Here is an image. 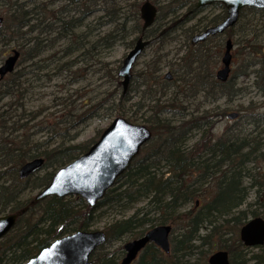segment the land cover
Listing matches in <instances>:
<instances>
[{
    "label": "trees",
    "instance_id": "obj_1",
    "mask_svg": "<svg viewBox=\"0 0 264 264\" xmlns=\"http://www.w3.org/2000/svg\"><path fill=\"white\" fill-rule=\"evenodd\" d=\"M18 1L8 0L7 3L10 6L5 23L8 31L1 39L6 44L16 37L24 38L19 30L29 24L28 15L32 12L23 10ZM123 1L129 0L107 1V21L117 24L114 31L102 37L107 49L117 38H121L120 33L127 30L129 23L135 22L134 30H141V4L133 3L130 5L132 11L128 13L127 10L121 17L118 5ZM158 8L163 14L158 16L155 25L183 10L186 12L180 25L197 20L195 25L184 31L189 40L195 32L205 31L227 16L223 6L222 14L210 19L201 16L205 9L197 7V0H169ZM12 11L14 14H11ZM260 16L264 17V11L246 8L241 12L238 23L225 33L230 39H239L242 46L239 51L241 57L234 59L239 67L237 73L227 82L217 79L215 67L220 63V55L213 54L206 47L207 42L187 44L186 54L179 59L180 68L173 72L174 79L161 88L159 98L155 97L159 90L154 88L163 81L157 75L161 60L158 65H147V69L136 75L137 82L146 88L142 99L149 102L145 107L149 117H145L143 123L151 129L153 139L142 148L139 157L117 185L94 208L78 197H50L35 202L29 193L45 188L53 175L39 176V171L34 176L21 179L19 171L28 162L40 158L45 162L41 171L61 168L86 153L96 140L77 146L61 144L52 149L49 145L43 148L36 141L39 131L34 128L37 125H24L22 114L17 123L9 118V110L14 105L0 112V216L7 210L18 215L16 226L1 242L0 264H25L57 239L79 230L91 231L100 208L109 205L129 209L141 203L146 205L130 218L116 220L104 228L107 242L92 255V264H120L124 256L123 248L111 250V246L126 235L139 232L137 236L140 237L159 225L173 227L170 253L166 254L156 245L149 244L133 264H208L210 255L219 250L228 251L231 264H264V246L257 248L262 253L250 256V248L243 244L239 236L240 229L250 218L264 219V173L255 178L245 168V162L250 158L264 163V152L257 154L259 142L255 145L254 139L240 137L231 130L219 138L213 135V121L218 117H227L228 111H219L218 108L201 111L196 108L195 113H190L185 106L200 96L210 99L212 104L225 97L229 101L235 99L239 93L235 88V79L249 75L250 68L255 76L254 83L264 94V40H261L264 39V27L263 34L254 33L250 37L251 22ZM176 25L165 27L160 23L154 29L157 32L153 37L160 40L170 38L180 28ZM62 31L66 33L58 39H65L68 35L66 28ZM37 40L22 54L26 60L33 61L48 50L42 51ZM24 47L20 50L23 51ZM64 56H71L69 46ZM74 63H67L58 70V74L71 69ZM17 81L0 82V101L11 95L14 87L20 86ZM177 82L179 91L175 90L170 98L165 99L171 86ZM122 97L125 99L126 95L122 93ZM131 100L129 97L127 101ZM20 101L17 104L19 109L24 106ZM135 104L133 107L139 110L145 106L143 103L139 106ZM122 108L119 107L118 111L120 117L126 113ZM177 115H181L182 119L175 121ZM36 118L37 114L27 115L28 122ZM131 119L137 120L135 117ZM194 130L202 131L201 137L187 148L185 143ZM252 155L255 156L249 157ZM164 168L165 172L162 171ZM245 178L250 180L248 186L245 185ZM250 190L255 194L254 202L248 204L249 211H242L240 209L247 204ZM207 194L209 197L205 198ZM191 203L192 208L183 211ZM150 216L157 217L153 219ZM199 249H206V252H201V257L192 262L187 256Z\"/></svg>",
    "mask_w": 264,
    "mask_h": 264
},
{
    "label": "rangeland",
    "instance_id": "obj_2",
    "mask_svg": "<svg viewBox=\"0 0 264 264\" xmlns=\"http://www.w3.org/2000/svg\"><path fill=\"white\" fill-rule=\"evenodd\" d=\"M52 1L53 0L18 1L20 3L19 6H22L23 10L32 13L28 15L29 24L22 30H19L20 33H23L22 36H25L24 38L16 37L15 40L8 44H0V67H2L4 61L12 55L13 50L18 51L21 47L25 46L22 49L23 52H25L30 46L34 45L37 39V42H40V39L46 40L45 45H47V47H45V49L48 48V50L33 61L24 60L23 58L24 62H22L21 58L20 61L18 60L19 63H16L15 73L7 76L4 80H0V82H2L18 79L17 82L20 84V86H16L12 89L14 93L12 92L11 95L4 97L0 101V112L4 111L8 106L14 105L13 108L9 110L11 116L9 118L17 123L19 116L22 114L24 117V125L27 123L30 126L37 125V127L34 128V130L39 131L36 141L43 145V148H47L49 145V149L55 148L61 144H66L65 146H77L93 140L97 141L103 131L116 118L120 117L118 116L119 107H123L122 109L126 110V113L121 117L132 120V123L137 125H144L143 119L149 117V113L147 112L148 109L145 108L149 105V102L142 99V94L146 88H144L140 82H137L135 76L147 69V65H158L159 60H161L159 63L160 72L157 73V75L162 78L164 83L161 81V84L156 86L157 88H154L156 91L159 90V93H157L155 97H161L160 90L163 86H166L165 84L168 82L165 81L166 75L168 73L173 75V72L176 73L180 68L179 59L186 54V46L189 42L191 43L184 31H186L188 27L195 25L197 20H193L186 25H180L182 22V15L186 12L183 10L175 16H169L162 22L159 21L152 28V30L156 29L160 23H163L165 27L176 23V26L180 27L173 36H170V38L166 40L152 37L150 46L147 47L133 69V75L135 76L129 86V89L132 88V91L128 89V92L125 94L126 98L122 99V78L118 76V71L122 66L125 56L130 51V42L140 36V31H134V25L136 23H129L127 30L120 33L121 38H117L110 49L106 48L103 52H100L99 49L95 51L93 45L99 37L107 36L117 27L115 22L107 21L108 17L106 16V10L109 8L107 7L108 0H102L101 2L97 1L96 3L82 2L83 7H88L91 10L95 8L102 9V11H97L90 16L89 22L92 27L99 22V19L104 17L100 33L95 34L92 32L91 34H87L85 38L87 40L81 35V33H85L83 28L71 32V37L68 34L65 39L57 38L58 32L62 31L67 25L66 22L71 20V0H56L53 4H50ZM146 1H150L159 7L160 5L166 4L169 0H158V2L156 0L123 1L118 5L121 9V17L123 15L122 13L127 10L128 13L132 11L130 5L133 3H140L142 6ZM7 3L8 0H0V17H5V19H7L8 13H10V6H7ZM43 5H46V7L41 9ZM74 7L76 12L73 13V16L76 19L79 9L76 6ZM222 12L223 8L221 5H212L205 8L201 16L210 19L215 15L222 14ZM12 13L13 11L11 14ZM162 14V12H159L160 16H162ZM53 15L55 16L51 19ZM42 19L46 20V24L55 25V32L52 36H43L42 32H40L38 25ZM4 23H6V20ZM251 24V38L254 33L263 34L264 17L260 16L259 19H255ZM140 25H143L142 20ZM2 29L4 30H2L0 39H2L3 35L8 31V28H5V24ZM66 30L69 33L67 28ZM203 30L204 29H201L195 34L198 35ZM97 35L99 37H97ZM229 39V35L224 34L206 43V47H208L209 50L211 49L213 54L220 55V63L215 67L216 73L223 68L222 58L226 42ZM232 41L234 43V48L232 52L233 63L231 65L232 70L230 79H233V76L236 75L237 69L239 68L237 67L236 60L237 57H241L239 51L242 47L239 39H232ZM70 43L71 46L81 44L82 47L79 48L78 46L72 49L71 56L65 57L64 52ZM234 59L236 60L234 61ZM69 62H75L72 68L68 70L65 69L66 71L58 74V70H61V68ZM252 71L253 69L250 68L249 75H243L235 79L237 81L235 88L239 92L235 99L229 101V99L225 97L219 100L217 104H212L210 99L206 100L203 96H200L196 101L192 99V102H187L185 106L190 113H195L196 108H200L201 111L218 108L219 111H228V114L240 113L241 118L237 121H231L227 117H218L214 120L213 124L215 128L213 135L219 138L228 130H231V133L239 134L240 137L248 136L255 140V145L259 142L258 154L264 152V94L254 83L255 76ZM75 73H77V75ZM178 84L177 82L172 85L173 87L171 86L167 95L164 97L165 99L170 98L175 90L179 91ZM4 89L6 90V87H4ZM20 94H22V96ZM129 97L132 99L131 101H127ZM20 99L21 104L24 106L19 109L17 104ZM142 103L145 104V106L140 110L138 107H133L134 104L139 106ZM33 113L37 114V118L28 122L27 115ZM74 117H77L76 120ZM131 117H135L137 120L135 121L131 119ZM180 119H182L181 115H177L174 118L175 121H179ZM201 134L202 131L194 130L185 143L186 147H191L200 139ZM254 156L255 155L249 157ZM245 168L246 171L255 178H258L259 175L264 173V163L259 159L257 162H255L253 158L248 159L245 162ZM59 169V167H52L40 171L38 175H54ZM165 170L164 168L162 171L165 172ZM245 179V185L248 186L250 180L247 178ZM40 190L29 193V195L35 198L40 193ZM249 193L247 204L240 209L242 211H249L248 204L254 202V192L250 190ZM207 197H209V194L205 196V198ZM145 205L146 203L135 204L129 209L107 205L99 209L96 213L92 230H104L107 225L116 220L130 218L136 210ZM190 208H192V203L186 206L183 211ZM8 214L11 213L7 210L2 216ZM150 217L155 219L157 216ZM138 233L139 232L133 235H126L120 242L113 244L111 250L123 248L125 244L138 238ZM201 252H206V249L196 250L191 256L187 257L194 262L201 257ZM262 252L261 249L250 248L249 253L250 256H252L253 254ZM249 264H253V262Z\"/></svg>",
    "mask_w": 264,
    "mask_h": 264
},
{
    "label": "water",
    "instance_id": "obj_3",
    "mask_svg": "<svg viewBox=\"0 0 264 264\" xmlns=\"http://www.w3.org/2000/svg\"><path fill=\"white\" fill-rule=\"evenodd\" d=\"M221 4L227 9L226 19L204 33L194 38V43L205 41L207 38L222 35L234 27L241 12L246 9L264 10V0H198L199 8ZM158 14L157 7L147 1L141 8L144 29L154 25ZM3 19L0 18V27ZM149 42L139 39L123 61L119 76L123 78L122 86L126 93L132 80V70ZM233 43L227 42L226 51L222 59L223 68L218 71L217 78L226 82L231 72ZM19 52L9 57L0 68L3 78L14 71L19 59ZM170 79V74L167 75ZM239 117V113L229 115L230 120ZM152 132L145 125H137L127 119L116 118L101 134L99 140L90 149L71 163L62 167L53 176L51 183L35 198V202L49 197L59 199L76 196L83 199L91 207L102 201L108 191L112 189L118 179L130 168L143 146L152 140ZM44 165L42 159L26 164L20 170V177L26 178L35 174ZM18 215L8 214L0 216V242L12 231ZM172 227L158 226L149 230L144 236L128 242L124 246L126 252L121 264H132L137 260L142 250L148 244H155L165 253L170 252V235ZM240 239L246 247L264 246V219L261 217L249 220L240 230ZM107 241L104 231H78L62 237L43 249L37 256L25 264H91V256ZM208 264H230L229 253L224 250L212 254Z\"/></svg>",
    "mask_w": 264,
    "mask_h": 264
},
{
    "label": "flooded vegetation",
    "instance_id": "obj_4",
    "mask_svg": "<svg viewBox=\"0 0 264 264\" xmlns=\"http://www.w3.org/2000/svg\"><path fill=\"white\" fill-rule=\"evenodd\" d=\"M56 0H53L50 4H53L54 2H55ZM97 1H102V0H71L70 2V4H71V20H69V21H67L66 22V27H64V28H67L68 30H69V36L71 37V32H74L76 29H82L83 28V30H84V32L85 33H81V35L83 36V38L85 39L86 37H87V34H91L92 32H94L95 34H98V33H100V30H101V27H102V25H103V21H104V17H102L101 19H99V22H97L96 23V25H94V27H92V25H91V23L89 22V18H90V16H92L94 13H96L97 11H102V9L100 8V9H97V8H95V9H93V10H91V9H89L88 7H83V4H82V2H84V3H96ZM104 1V0H103ZM74 6H76L79 10V13H77V18L75 19V17L73 16V13H75L76 12V9H75V7ZM46 7V5H43V6H41V9H44ZM82 10V11H81ZM82 12V13H81ZM45 14V13H44ZM54 16L55 15H53L52 17H51V19L52 18H54ZM140 18H141V20H142V17H141V13H140ZM143 21V20H142ZM5 22V19H3V23ZM46 22V20L45 19H42L41 21H40V24L38 25L39 26V28H40V32H42V35L43 36H52V34L55 32V29H54V26L55 25H53V24H46L45 23ZM88 24H87V23ZM65 24V23H64ZM144 21H143V25L141 26V30H140V36L138 37V38H136V39H134V40H132L131 42H130V51L132 50V49H134L135 47H136V45H137V43H138V40L139 39H143V41L144 42H149V45L148 46H146L145 48H144V50H143V52H142V54L140 55V57H139V59L142 57V55L144 54V52H145V50L147 49V47H149L150 46V44H151V42H152V37L155 35V33L157 32V31H155L154 29L152 30V28L154 27H150V28H147V29H144ZM96 26V27H95ZM2 28L0 29V35L2 34ZM134 31H137V30H134ZM139 31V30H138ZM195 33H197V32H195ZM193 34V36H192V38H191V43L192 44H198V43H194L193 41H194V38L195 37H197V36H199V35H201L202 33H203V31L200 33V34ZM63 35H65V32L64 31H59L58 32V35H57V38H59V36H63ZM97 37H99L98 35H97ZM105 37V36H104ZM85 40H87V39H85ZM71 41V40H70ZM100 41V45H97V43ZM207 41H209V39L207 40ZM206 41V42H207ZM45 42H46V40H44V39H40V44H39V48L42 50V51H44L45 50V47H47V45H45ZM200 43V42H199ZM0 44H5V42H2L1 41V39H0ZM95 44V51H97L98 49L100 50V52H103V51H105L106 50V41H103V39H102V37L100 38L99 37V39L94 43ZM79 46V48H81L82 46H81V44H78V45H72L71 46V43L69 44V50L70 51H73L72 49H75V48H77ZM15 50H13L12 52H14ZM19 52H20V58H19V61H20V59L22 60V62H24L23 61V58H24V56L22 55L24 52L23 51H21V50H18ZM11 56V55H10ZM9 56V57H10ZM8 57V58H9ZM139 59H138V61H139ZM7 60V59H6ZM5 60V61H6ZM24 60H26V58H24ZM4 61V62H5ZM19 61H18V63H19ZM137 61V62H138ZM17 63V64H18ZM4 64V63H3ZM136 65H137V63H136ZM135 65V66H136ZM2 66V65H1ZM135 68V67H134ZM14 74V73H13ZM171 74V73H170ZM9 76V75H8ZM134 76L135 75H133L132 76V78H134ZM7 77V76H6ZM136 77V76H135ZM165 79L166 80H169V81H172V79H170L168 76H166L165 77ZM1 80V79H0Z\"/></svg>",
    "mask_w": 264,
    "mask_h": 264
}]
</instances>
